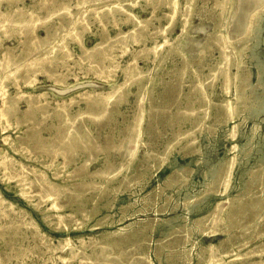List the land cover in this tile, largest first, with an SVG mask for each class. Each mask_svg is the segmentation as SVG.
Returning <instances> with one entry per match:
<instances>
[{"label":"rangeland","instance_id":"obj_1","mask_svg":"<svg viewBox=\"0 0 264 264\" xmlns=\"http://www.w3.org/2000/svg\"><path fill=\"white\" fill-rule=\"evenodd\" d=\"M36 1L0 0V11ZM64 1L74 11L79 3L89 10L81 34L85 47L101 41L93 8L118 0ZM119 1L129 2L147 26L137 44L115 52L113 81L87 71L86 59L81 65L71 61L63 86L40 76L34 87H23L46 92L51 106L73 97L67 107L74 114L85 105L82 92H107L123 82L122 69L133 54L162 43L156 53L138 57L141 77L126 88L125 100L97 120L85 117L84 140L73 159L64 165L62 156L53 157L60 139L53 116L37 125L38 132L26 130L29 121L15 127L13 119L6 130L0 125V152L13 158L14 168L25 165L30 179L33 170L44 172L63 191V206L50 209V200L40 203L34 189L22 194L0 168V264H121L120 254L126 264H207L212 254L220 264H264V0L242 6L239 0H177L172 21L164 0ZM244 11L255 15L247 31L236 34ZM102 13L106 33L115 35L114 21L123 14ZM57 22L53 15L48 23L59 35L65 28ZM131 27L130 21L120 24L123 31ZM17 43L11 36L2 46L17 45L20 52ZM68 48L74 59L82 55L70 37ZM9 92H15L11 85ZM137 116L139 145L126 142ZM91 151L94 159L73 174ZM98 170L108 175L93 173ZM252 248L259 251L231 260Z\"/></svg>","mask_w":264,"mask_h":264},{"label":"bare ground","instance_id":"obj_2","mask_svg":"<svg viewBox=\"0 0 264 264\" xmlns=\"http://www.w3.org/2000/svg\"><path fill=\"white\" fill-rule=\"evenodd\" d=\"M164 1L170 8L169 18L172 21L174 15L178 12V2L177 0ZM8 2H11V0H8ZM147 2L153 4L151 0H147ZM247 2H251L253 5V2L260 4L261 1L239 0V6ZM129 4V2L118 0L112 4L93 8L95 18L101 22L102 37L101 41L95 43L90 48L85 47L81 40L82 32L88 29L87 12L89 10L82 9V4L80 5V3L79 5L75 4V11L71 8L69 2L64 0L60 2H56V0H38L35 5L33 4L26 9H23V4V6L16 5V8H11L5 13L0 11V125L2 130L9 128L14 119L15 127H18L22 122L29 121L32 126H28L26 130L34 128L38 132L37 125L49 116H53L58 120L56 130L59 131L60 138L53 157L57 155L62 156L64 165L70 162L73 159L74 151L84 140L85 117L89 116L91 119L97 120L104 114L109 113L117 103L125 100L126 88L132 83L138 82L141 77L137 65L138 57L149 51L156 53V49L162 43L156 44L151 48H140L136 54H133L132 59L122 69L123 82L113 85L107 92H98L96 96L82 92L81 96L85 105L84 107L80 106L74 114H71L67 107V105L73 103V97H71L69 104H66L65 100H63L57 101L51 106L46 92H33L35 89L24 91L23 87H34L37 85L40 76L52 81L55 85L59 84L63 86L66 80L69 79L68 76L72 67L71 61L74 65H81L86 59L88 62L87 71H92L93 75L101 79V81H113L114 73L118 68L116 61L118 54H115V52L121 50V53L124 54L130 43L137 44L147 26L146 20L139 19L130 12ZM187 6L186 4V8ZM256 9L253 11L255 12ZM103 10L111 14L114 12L123 14V18L114 21V25L118 27V31L113 36H109L104 29L101 20V17L104 15L102 13ZM253 11L250 13L247 11L243 12V16L238 19L236 34H243L247 31L249 27L248 23L256 13ZM17 13H20V15L15 19L14 17ZM53 15L57 17L59 27L65 28L59 35L56 33L57 25L48 23ZM181 16L183 24H185L186 14H182ZM128 21L132 22V27L123 31L120 28V24ZM42 31L45 33L43 36L40 34ZM11 36L17 38V44H22L20 52L16 50L17 45L5 46L4 44L2 46V41L8 40ZM69 37L76 41L82 50V55H79L77 59H74L73 53L68 48ZM95 53H97V56L92 57ZM218 71L217 69L216 73ZM9 85L15 88L13 94L9 92ZM141 99L140 95L137 94L136 102L138 106H140ZM20 101L25 103L26 108L23 110H20ZM140 122L141 117H135L134 123L130 128L127 143L140 144L142 133ZM4 138L8 140V136ZM47 145L49 146L50 143ZM15 150L17 149L15 148ZM127 151L128 155L133 154L129 149ZM0 154H2L0 155V168L2 167L4 171L3 177L7 176L9 179L15 180L20 185L22 194L30 196L31 191L34 189V194L39 197L40 203L50 200V209L58 211L63 206L59 203V198L63 191L58 185L49 181L44 172L36 173L33 170V178L30 179L25 175V165L20 164L21 170H17L14 168L15 161L11 156L8 157L9 155L2 152ZM93 159L94 152L91 151L84 163L73 170V174H82ZM93 173L108 175L107 170H98ZM58 175V172L54 173V176ZM2 203L3 198L0 191V206ZM1 213L5 215L4 211ZM57 217L59 219L58 223H60L63 216L57 214ZM262 247H264V244ZM258 251L256 248H252L244 253L237 254L231 260L247 259ZM262 252H264V249ZM119 257L121 264L128 263L121 254ZM221 262L222 259L216 258L212 254L207 264H220Z\"/></svg>","mask_w":264,"mask_h":264}]
</instances>
